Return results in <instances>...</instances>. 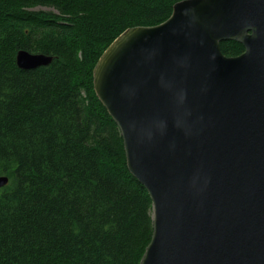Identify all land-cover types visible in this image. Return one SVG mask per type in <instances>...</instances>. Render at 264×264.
Segmentation results:
<instances>
[{
    "label": "water",
    "instance_id": "water-1",
    "mask_svg": "<svg viewBox=\"0 0 264 264\" xmlns=\"http://www.w3.org/2000/svg\"><path fill=\"white\" fill-rule=\"evenodd\" d=\"M52 61L17 53L23 69ZM94 88L153 201L140 264H264V0L177 2L111 43Z\"/></svg>",
    "mask_w": 264,
    "mask_h": 264
},
{
    "label": "trees",
    "instance_id": "trees-1",
    "mask_svg": "<svg viewBox=\"0 0 264 264\" xmlns=\"http://www.w3.org/2000/svg\"><path fill=\"white\" fill-rule=\"evenodd\" d=\"M179 1L0 0V264H140L153 201L128 168L94 68L125 30L165 22ZM221 48L244 52L236 41ZM22 49L53 61L22 69Z\"/></svg>",
    "mask_w": 264,
    "mask_h": 264
},
{
    "label": "rangeland",
    "instance_id": "rangeland-1",
    "mask_svg": "<svg viewBox=\"0 0 264 264\" xmlns=\"http://www.w3.org/2000/svg\"><path fill=\"white\" fill-rule=\"evenodd\" d=\"M35 11L56 12L54 8H50V7H37Z\"/></svg>",
    "mask_w": 264,
    "mask_h": 264
},
{
    "label": "bare ground",
    "instance_id": "bare-ground-1",
    "mask_svg": "<svg viewBox=\"0 0 264 264\" xmlns=\"http://www.w3.org/2000/svg\"><path fill=\"white\" fill-rule=\"evenodd\" d=\"M16 59H17V58H16ZM51 63H52V62H51ZM51 63H50V64H51ZM40 67H41V66H40ZM20 68H21V67H20ZM22 69H23V68H22ZM94 89H95V88H94ZM95 92H96V91H95ZM96 95H97V94H96ZM97 97H98V96H97ZM102 104H103V103H102ZM0 177H7V178H8V181H9V177L6 176V175H2V176H0ZM8 183H9V182H8ZM5 186H6V185H5ZM5 186H4V187H5ZM2 188H3V187H2ZM2 188H1V189H2ZM1 189H0V191H1Z\"/></svg>",
    "mask_w": 264,
    "mask_h": 264
}]
</instances>
